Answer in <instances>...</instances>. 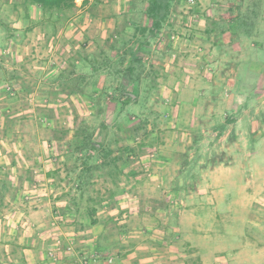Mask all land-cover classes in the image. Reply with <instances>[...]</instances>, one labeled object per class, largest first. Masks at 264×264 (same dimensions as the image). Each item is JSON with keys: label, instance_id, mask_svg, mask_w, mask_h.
I'll return each mask as SVG.
<instances>
[{"label": "rangeland", "instance_id": "1", "mask_svg": "<svg viewBox=\"0 0 264 264\" xmlns=\"http://www.w3.org/2000/svg\"><path fill=\"white\" fill-rule=\"evenodd\" d=\"M159 3L155 27L151 0H79L51 19L26 0H0V77H13L0 83V264L35 256L49 264H201L196 242L175 232L180 215L217 168L264 159V0ZM79 81L84 94L65 89ZM130 92L138 98L123 106ZM80 126L106 149L132 150L114 200L113 186L95 181L96 226L64 212L65 146ZM192 135L200 154L230 160L200 171L197 190L178 195L171 182L179 168L162 178V166L179 167L189 149L195 157ZM256 206L252 236L260 241L264 208Z\"/></svg>", "mask_w": 264, "mask_h": 264}, {"label": "crops", "instance_id": "2", "mask_svg": "<svg viewBox=\"0 0 264 264\" xmlns=\"http://www.w3.org/2000/svg\"><path fill=\"white\" fill-rule=\"evenodd\" d=\"M171 168L174 172L179 167L172 160L164 162L161 177L168 176L165 170ZM171 180L172 178L169 182ZM20 185L25 184L22 182ZM209 185L213 191L206 192ZM18 199L19 195L14 202L17 203ZM57 201L66 204L59 199ZM195 201L186 213L180 215V227L175 232L180 233L179 236L186 240L190 236L189 240L196 242L195 246L200 250L201 264H220L222 253L228 254V264H264V228H261L262 240L257 241L253 237V233L257 232L256 228L252 227V219L256 216L253 208L256 209L257 204H263L260 207L264 208L262 157L257 161L245 157L243 160L235 159L232 166L217 168L205 180ZM205 210H211L212 216L209 220H204ZM259 210L261 211L260 208ZM49 211L45 209L42 213H50ZM224 222L228 224L227 229H222ZM40 227H44V224L37 226L38 229ZM30 264H49V260L35 256ZM57 264L66 263L58 260Z\"/></svg>", "mask_w": 264, "mask_h": 264}, {"label": "trees", "instance_id": "3", "mask_svg": "<svg viewBox=\"0 0 264 264\" xmlns=\"http://www.w3.org/2000/svg\"><path fill=\"white\" fill-rule=\"evenodd\" d=\"M29 3L38 6L45 13H49V19L56 12H62L67 10H74L77 7L79 0H26ZM152 7L151 13L154 18L155 27H159V10H163V6L159 3V0H151ZM75 59V58H74ZM81 61V60H78ZM86 62V61H85ZM72 68L74 67L75 61L72 62ZM72 74L73 72H65V74ZM131 77L134 76V67L128 68V73ZM13 77L11 74L3 78L0 77V83L11 81ZM81 81V80H80ZM80 81L76 84H70L65 86V89L70 90L72 93L84 94V90L79 89ZM153 87V86H151ZM138 98L137 93H126V100L123 106H127L132 101ZM231 120H229L230 122ZM260 121H264V114ZM193 146L197 153L195 157L190 161V149L181 155L179 163V170L176 177L171 182V190L174 193L190 194L197 190L198 185L201 183V177L199 176L200 171H205L209 166L216 167L222 163L228 164L227 154L209 152L204 155L200 154V136L192 135ZM96 138V139H95ZM121 141L117 138L116 143ZM125 149V151H124ZM132 152L128 146L126 148H118L117 150L106 149L104 144L97 138L94 132H90L85 126H80L75 130V135L72 140H69L65 146V167L66 181L68 192L66 194L67 204L64 208L65 214L68 216L75 217L76 219L81 215L85 214L89 218L91 226H96L99 221L97 218L98 206L102 200L98 199L95 190L96 180H102L103 183H108L113 186V190H110V199L114 200L116 194L122 192L120 186L121 171L120 165L123 164L128 156ZM202 162V164H200ZM72 163V164H71ZM198 169L197 172L194 170ZM182 180V183H181ZM6 181L4 184V190L6 191L9 186ZM3 201V198H0Z\"/></svg>", "mask_w": 264, "mask_h": 264}]
</instances>
